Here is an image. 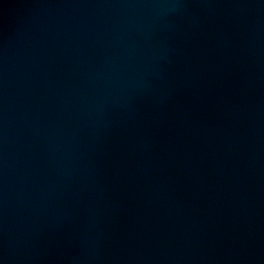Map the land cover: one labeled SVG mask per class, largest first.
Segmentation results:
<instances>
[{"label":"water","instance_id":"95a60500","mask_svg":"<svg viewBox=\"0 0 264 264\" xmlns=\"http://www.w3.org/2000/svg\"><path fill=\"white\" fill-rule=\"evenodd\" d=\"M0 264H264V0H0Z\"/></svg>","mask_w":264,"mask_h":264}]
</instances>
